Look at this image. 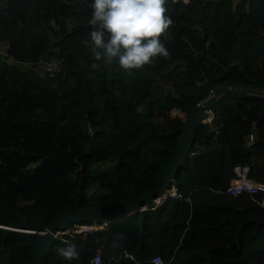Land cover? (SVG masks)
<instances>
[{
  "label": "trees",
  "instance_id": "trees-1",
  "mask_svg": "<svg viewBox=\"0 0 264 264\" xmlns=\"http://www.w3.org/2000/svg\"><path fill=\"white\" fill-rule=\"evenodd\" d=\"M8 2L0 0V264L33 256L24 220L41 230L78 200L110 210L147 197L172 158L179 126L211 90L264 88V0H167L173 24L160 39L170 56L130 74L81 43L94 30L92 0L40 3L24 21L6 12ZM52 56L63 58L55 76L43 68ZM211 110L212 124L195 129L190 152L197 154L168 186L180 196L56 237L43 264H91L98 249L101 264H154L155 255L164 264H264V206L249 193L226 192L236 165L264 183V97L227 93ZM65 241L78 259L57 253Z\"/></svg>",
  "mask_w": 264,
  "mask_h": 264
},
{
  "label": "clouds",
  "instance_id": "clouds-1",
  "mask_svg": "<svg viewBox=\"0 0 264 264\" xmlns=\"http://www.w3.org/2000/svg\"><path fill=\"white\" fill-rule=\"evenodd\" d=\"M89 23L94 29L89 34L90 41L81 43L86 47L91 44L97 61L115 62L125 73L152 65L157 57L170 56L160 39L173 24L167 15V0H92ZM101 222L104 221H96ZM65 244L57 253L69 261L78 259L76 245L68 241Z\"/></svg>",
  "mask_w": 264,
  "mask_h": 264
},
{
  "label": "water",
  "instance_id": "water-1",
  "mask_svg": "<svg viewBox=\"0 0 264 264\" xmlns=\"http://www.w3.org/2000/svg\"><path fill=\"white\" fill-rule=\"evenodd\" d=\"M240 39H237L235 45V55L240 52ZM227 93H247L264 97V88L247 87L241 85H220L211 90L202 100L198 101L193 109L186 115L185 121L179 126L182 135L178 140L172 152V158L169 161L159 183L155 189L145 198L136 201H129L115 206L110 210H98L92 207H80L79 200L76 202V208L55 216L43 229L34 230L31 225L24 220L22 226L28 236V243L34 242L35 252L26 264H43L45 254L50 250L54 241V233L59 229H64L70 222L90 219L93 221H114L134 214L135 212L151 209L157 206V200L162 198L167 191L169 184L173 181L175 172L182 163L185 162L189 151L194 142L195 129L205 116L206 110L211 109L216 100ZM249 144L251 142H248ZM5 228H10L5 226ZM35 233V239L32 241L30 234Z\"/></svg>",
  "mask_w": 264,
  "mask_h": 264
},
{
  "label": "built area",
  "instance_id": "built-area-1",
  "mask_svg": "<svg viewBox=\"0 0 264 264\" xmlns=\"http://www.w3.org/2000/svg\"><path fill=\"white\" fill-rule=\"evenodd\" d=\"M63 66V58L57 57V56H52L48 59H45L43 61V68L47 72L49 76H55L58 72L62 70ZM212 119H213V112L211 109H207L204 118L202 119V123L204 124H212ZM217 132V130H215ZM245 138L249 142H253L255 140V135L253 132L248 133ZM191 151V150H190ZM189 153L197 154V151H192ZM248 166L245 165L241 167L240 165L235 166V171L237 173V177L233 178L229 184V186L226 189V192L232 195H239L243 193H249L253 195V199L261 206H264V183L260 181H256L254 179L248 178L247 173H248ZM174 192L172 194L165 193L164 196L160 199H158L157 204H160L164 199H166L168 196H180L177 192L176 189L172 186L171 187ZM170 188V189H171ZM259 194L260 198H256L254 195ZM103 223V222H101ZM106 223V221H104ZM111 223V222H109ZM109 223L104 224L101 227L98 228H104L106 227ZM96 222L94 223H86V224H74L72 227L69 228H64V229H59L54 233V238L56 237H62L64 234H70L74 235L75 233H82L84 231H91L94 229H98L96 227H93ZM99 224V223H97ZM63 239V238H62ZM130 257L132 255L125 254ZM102 256H101V250H97L95 254L91 257V264H101ZM162 260V258L159 255H155L151 261L154 264H159V261ZM164 264V261H163Z\"/></svg>",
  "mask_w": 264,
  "mask_h": 264
},
{
  "label": "crops",
  "instance_id": "crops-1",
  "mask_svg": "<svg viewBox=\"0 0 264 264\" xmlns=\"http://www.w3.org/2000/svg\"><path fill=\"white\" fill-rule=\"evenodd\" d=\"M58 0H9L6 12L11 14L14 18L24 21L31 12L38 13L40 10V3L49 2L56 3ZM36 3V4H35ZM33 5V7H32ZM45 16H48L47 11H44ZM5 43H0V49L4 51ZM174 191V190H173Z\"/></svg>",
  "mask_w": 264,
  "mask_h": 264
},
{
  "label": "rangeland",
  "instance_id": "rangeland-1",
  "mask_svg": "<svg viewBox=\"0 0 264 264\" xmlns=\"http://www.w3.org/2000/svg\"><path fill=\"white\" fill-rule=\"evenodd\" d=\"M183 1H185V2H187L188 0H183ZM228 100H230L229 98H224L223 100H221L219 103L220 104H222L223 103V107L225 106L224 104V102H227ZM108 164V165H107ZM29 165H31V164H29ZM110 165V163H106V164H102L101 166L102 167H104V166H109ZM23 171H25V169L23 170ZM168 194H171V193H173V192H171V193H169V192H167ZM104 225V223H99V224H95V225H93V227H96V228H98V227H101V226H103Z\"/></svg>",
  "mask_w": 264,
  "mask_h": 264
},
{
  "label": "bare ground",
  "instance_id": "bare-ground-1",
  "mask_svg": "<svg viewBox=\"0 0 264 264\" xmlns=\"http://www.w3.org/2000/svg\"><path fill=\"white\" fill-rule=\"evenodd\" d=\"M167 192L171 193V192H174V191H173V189L171 188V189H167V191H166L165 193H167ZM171 194H172V193H171ZM119 219H120V218H119ZM114 221H116V220H114ZM103 223H104V222H103ZM106 223H109V222L106 221ZM106 223H104V224H106Z\"/></svg>",
  "mask_w": 264,
  "mask_h": 264
}]
</instances>
